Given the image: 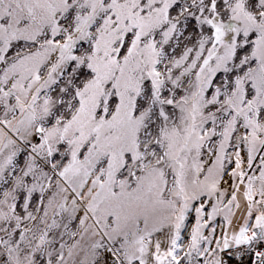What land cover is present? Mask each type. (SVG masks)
Here are the masks:
<instances>
[{"label":"snow or ice","instance_id":"6c2138e0","mask_svg":"<svg viewBox=\"0 0 264 264\" xmlns=\"http://www.w3.org/2000/svg\"><path fill=\"white\" fill-rule=\"evenodd\" d=\"M0 264H264V0H0Z\"/></svg>","mask_w":264,"mask_h":264}]
</instances>
